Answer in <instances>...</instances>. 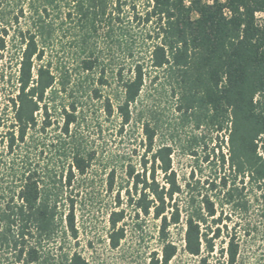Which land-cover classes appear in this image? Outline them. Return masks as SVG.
I'll use <instances>...</instances> for the list:
<instances>
[{"label": "trees", "instance_id": "16d2710c", "mask_svg": "<svg viewBox=\"0 0 264 264\" xmlns=\"http://www.w3.org/2000/svg\"><path fill=\"white\" fill-rule=\"evenodd\" d=\"M148 97L185 140L160 139ZM96 112L135 143L102 168L111 249L130 210L158 222L150 264L177 256V226L196 264H264V0H0V264H88L78 179L95 168L82 132ZM175 151L192 160L181 180Z\"/></svg>", "mask_w": 264, "mask_h": 264}, {"label": "rangeland", "instance_id": "374dc122", "mask_svg": "<svg viewBox=\"0 0 264 264\" xmlns=\"http://www.w3.org/2000/svg\"><path fill=\"white\" fill-rule=\"evenodd\" d=\"M144 104L155 108L161 114L160 139L163 142L170 143L173 140L177 144V136L181 140H185L184 138L187 136L189 129H184V133L176 129L177 122L169 101L167 102L165 98L148 97ZM97 106L98 104H95V107L91 109L95 111ZM96 120L100 123L101 134L95 129ZM118 123L119 121L114 117L106 121L102 113L96 112L91 125L82 132L97 152V159L92 173L82 180L78 179V245L76 250L87 260L88 264H150L152 260L160 259V245L157 241L158 222L152 220L151 217L144 220L140 216L136 221L132 211H126L125 238L117 249L113 250L109 246L108 214L113 209L115 194L106 190L105 175L102 168H104L110 156L118 151L128 152L135 145V143L120 142L115 139L114 134L111 132L117 127ZM170 135L175 136L174 139H171ZM134 136L138 137V134L136 133ZM224 137L223 133H220L217 138L214 135L208 136L206 142L209 147L217 148L218 145L222 147ZM210 138L212 141H209ZM139 151L140 149H137V154H139ZM191 164V158L183 155L180 151H175L172 155V166L179 180L187 175ZM135 224H139L141 229L139 230ZM170 233L171 240L178 246L179 252L169 264H196L197 259L191 258L182 252L183 231L181 226L172 228ZM88 244L91 245V248ZM257 244L258 257L264 256V244L261 242V238H258ZM153 253L156 254L154 259Z\"/></svg>", "mask_w": 264, "mask_h": 264}]
</instances>
